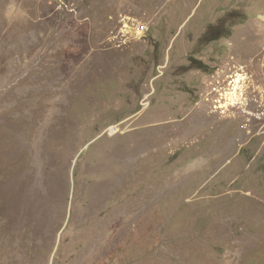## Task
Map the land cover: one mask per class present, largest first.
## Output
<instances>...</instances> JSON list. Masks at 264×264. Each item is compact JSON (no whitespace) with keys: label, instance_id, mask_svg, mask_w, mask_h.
<instances>
[{"label":"rangeland","instance_id":"1","mask_svg":"<svg viewBox=\"0 0 264 264\" xmlns=\"http://www.w3.org/2000/svg\"><path fill=\"white\" fill-rule=\"evenodd\" d=\"M0 264H264V0H0Z\"/></svg>","mask_w":264,"mask_h":264},{"label":"trees","instance_id":"2","mask_svg":"<svg viewBox=\"0 0 264 264\" xmlns=\"http://www.w3.org/2000/svg\"><path fill=\"white\" fill-rule=\"evenodd\" d=\"M211 36H212V35H211ZM216 38H217V37H216ZM216 38H214V39H216ZM196 64H197V67H198V68H201V69H204V68H205V65H204L203 63L199 62V61H197Z\"/></svg>","mask_w":264,"mask_h":264}]
</instances>
